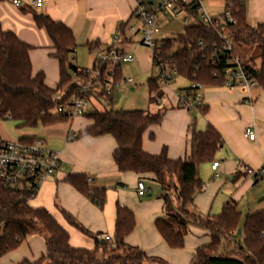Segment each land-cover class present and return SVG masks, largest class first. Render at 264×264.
Wrapping results in <instances>:
<instances>
[{
    "label": "trees",
    "instance_id": "16d2710c",
    "mask_svg": "<svg viewBox=\"0 0 264 264\" xmlns=\"http://www.w3.org/2000/svg\"><path fill=\"white\" fill-rule=\"evenodd\" d=\"M185 9L194 22L186 25L179 35L158 40L155 51L162 60L191 82L222 85L226 68L237 58L254 72L257 85L264 88V23L252 25L248 22L245 0H227L225 11L213 16L220 21L216 27L200 19L193 2ZM227 10L233 21L226 15ZM30 13L35 25L43 29L51 41L49 55L58 61L59 81L55 86L48 85L44 71H34L31 59L34 46L21 40L14 31L0 28V117L12 121L17 129L47 127L70 120L55 112L58 93L62 94V100L83 96L92 104L105 99L110 107L85 113L91 122L74 136L69 132V139L111 135L116 141L113 161L121 172H135L142 177L153 175L162 187L160 197L165 208V216L156 219L155 227L166 243L171 248H183L190 227L197 226L206 229L211 239L196 248L192 264H264V211L247 215L242 225L241 212L235 202L226 204L216 216H204L192 208L196 193L204 188L200 166L212 163L224 144L219 130L212 124L204 130L192 127L189 154L184 158H170L166 146L157 154L146 152L143 135L150 126L162 123L165 109L155 113L142 109L115 110L113 93L107 94L103 90L85 93L80 80L90 79L89 75L83 74L88 68L78 67L69 59L77 46L72 29L48 14L35 10ZM125 27V23H121L119 30L123 33ZM226 41L233 44L231 55L224 49ZM236 45L249 49L260 46L263 63L259 67L249 64L245 57L237 54ZM109 47H103L99 42L89 44L90 50L95 52L91 69L101 67L103 83L109 77V66L100 63L96 50ZM121 66L115 68L114 81L123 78ZM148 85L154 93L153 100L163 97L159 76L150 77ZM66 181L97 206H104L106 188L92 186L87 174H69ZM30 199L26 192H11L0 186V258L17 249L29 236L38 234L45 240L46 251L34 260L26 258L18 264H170L161 257L149 255L142 247L126 242L137 224L134 211L126 206L117 205L111 234L115 248L106 240L102 243L100 235L62 209L71 225L96 240L95 248L88 249L73 246L69 232L53 214L45 207L31 206Z\"/></svg>",
    "mask_w": 264,
    "mask_h": 264
},
{
    "label": "crops",
    "instance_id": "0c3cea01",
    "mask_svg": "<svg viewBox=\"0 0 264 264\" xmlns=\"http://www.w3.org/2000/svg\"><path fill=\"white\" fill-rule=\"evenodd\" d=\"M13 1L0 2V28L14 31L21 40L34 46L31 51L34 71L43 70L50 86L59 81V64L49 55L51 41L46 32L35 25L30 10L48 14L72 29L77 42L74 60L79 56L77 50L84 47L92 60L88 69L92 68L95 59V52L90 50L89 44L99 42L103 47L111 46L115 36L121 37L117 46L133 51L134 61L142 69L148 71L154 67L152 49L141 44V31L135 34L129 31L131 25L140 27L133 16L135 0H42L36 7L30 5V0H20L19 7ZM147 1L158 4L164 0ZM245 4L249 23H264V0H245ZM121 23L126 25L123 33L119 30ZM157 38L162 37L159 34ZM190 84L191 81L187 86H178V89ZM167 87L162 88L164 94L170 95L165 116L161 124L152 125L145 131L144 150L157 154L166 146L170 158H184L189 154L192 127L204 130L209 124L214 125L224 139L214 160L219 161L220 166L215 171L212 169L214 161L201 164L199 171L204 188L196 193L192 208L204 216H216L226 204L235 202L243 225L245 213L247 217L264 211V194L259 191L264 172L257 179L246 171V167L264 170V88L257 85L250 92L243 93L223 85L203 84L204 106L186 109L179 104L176 90ZM90 122L83 115L70 119L61 128V123L46 127L48 132L64 136L57 146L50 145L44 137L47 147L59 153L61 166L56 176L42 186L29 204L47 208L69 232L70 243L88 249L95 248L96 240L79 233L81 231L66 220L62 209L70 212L91 232L103 235L114 232L117 205L126 206L134 211L137 222L134 231L126 238L128 244L140 246L149 255L161 257L170 264H192L196 248L210 241V233L204 228L191 226L184 247L171 248L155 227L156 219L165 216V208L161 194L154 197L155 188L146 182H156L153 175L142 177L135 172H121L113 161L116 141L111 135L69 139V132L74 136ZM249 128L256 132L254 140L245 136ZM76 173L87 174L92 186L106 188V201L102 208L66 181L69 174ZM139 182L149 189L145 195L138 193ZM45 251L44 238L34 234L17 249L3 255L0 264H18L26 258L34 260Z\"/></svg>",
    "mask_w": 264,
    "mask_h": 264
},
{
    "label": "built area",
    "instance_id": "2783aa9c",
    "mask_svg": "<svg viewBox=\"0 0 264 264\" xmlns=\"http://www.w3.org/2000/svg\"><path fill=\"white\" fill-rule=\"evenodd\" d=\"M202 1L164 0L162 3L151 4L147 0H135L134 17L140 27L131 25L129 31L134 34L141 31V44L152 49V60L155 67L159 70L161 89L172 84L177 70L162 60L160 55L155 51L160 39L157 37L161 33L159 16L168 14L178 16L188 4L193 2L197 6L200 19L204 23L212 24L215 27L218 26L220 21L214 19L213 16L205 11ZM13 2L17 7L21 5L20 0H14ZM41 2L42 0L29 1L33 7L40 5ZM226 15L230 21H233L229 10L226 11ZM185 22L188 25V15L185 18ZM119 43H121V37L115 36L109 48H99L96 50V56L100 63H107L109 66V70L107 69L109 77L107 80H104V83L101 82V67L95 70H83V74L90 77V79L80 80L85 93L90 90H103L107 94H112L117 85L124 83L134 84L132 78H121L114 81L116 66L135 60L133 51L123 50L117 46ZM224 49L231 55L233 44L230 41H226ZM231 63L232 65L225 70V78L222 85L228 89H238L243 93L253 90L257 86L254 72L237 58ZM202 86L203 84L198 82H191L188 90H179V104L186 109L203 107L205 97L201 91ZM91 104L90 99L83 96H73L67 100H62L60 96L55 105V112L72 119L85 115ZM245 136L250 140H254L256 132L249 128L245 131ZM46 144L45 138L41 136L24 140L22 138L5 139L0 135V186L11 192H26L32 199L51 177L56 176L61 166L59 153L48 148ZM219 166V161L212 163V169L215 171ZM246 171L257 179H260L264 172V170H254L250 167H246ZM148 191L149 189L143 182L138 183V193L140 195H145ZM262 235H264V232ZM99 238L108 241L111 247H116L110 233L100 235Z\"/></svg>",
    "mask_w": 264,
    "mask_h": 264
},
{
    "label": "rangeland",
    "instance_id": "374dc122",
    "mask_svg": "<svg viewBox=\"0 0 264 264\" xmlns=\"http://www.w3.org/2000/svg\"><path fill=\"white\" fill-rule=\"evenodd\" d=\"M194 1V0H191ZM203 7L205 11L211 16H219L221 15L226 8L227 0H203ZM188 15L187 11L182 10L178 16L174 14L168 15H160L159 16V25L161 27L160 36L162 38L166 37H174L179 35L184 31L186 26L185 18ZM194 22L193 18L189 17L188 24H192ZM141 38V35H140ZM79 52V56L74 60L73 52L70 54L69 59L72 64H76L81 68H89L91 67V55L84 47H81L77 50ZM236 52L240 54L242 57H245L249 64H254L255 67H259L263 63V59L260 57L261 48L260 46H254V48H241L236 45ZM121 76L123 78H132L134 80V84L124 83L117 85L113 92L114 104L112 107L115 110H127V109H142L150 112H158L165 109V106L170 102V95L164 94L162 98L159 100H153L152 97L154 93H151L149 90L148 80L150 77L157 78L159 76V70L156 67L145 71L138 65L136 61L123 63L121 66ZM190 81L180 74H175L173 77L172 84L170 85L176 90V93L179 92L180 87L187 86ZM180 86V87H178ZM168 88V87H166ZM62 94L58 93L57 97H60ZM105 107H110L105 99H101L100 101H95V104H91L88 108L87 112L94 111L96 109L103 110ZM59 126L61 128L63 125L65 126V122L61 123ZM0 135L5 139H18L24 136H42L48 140L50 145L57 146L64 139L61 134H53L46 130V127L39 125L37 128H24L17 129L12 121L3 120L0 117ZM261 181V182H260ZM259 182V191L261 194H264V178H262ZM147 184H150L155 188L154 197L159 196L161 194L162 187L160 184L146 180ZM246 214L243 218V221L246 219ZM80 231V230H79ZM78 231V232H79ZM81 233L85 237H90L82 232ZM43 237V236H42ZM241 242L243 238L241 237ZM86 246V245H83Z\"/></svg>",
    "mask_w": 264,
    "mask_h": 264
},
{
    "label": "water",
    "instance_id": "95a60500",
    "mask_svg": "<svg viewBox=\"0 0 264 264\" xmlns=\"http://www.w3.org/2000/svg\"><path fill=\"white\" fill-rule=\"evenodd\" d=\"M239 233L240 234L242 233V229L241 228L239 229ZM102 243H104V240L102 241Z\"/></svg>",
    "mask_w": 264,
    "mask_h": 264
}]
</instances>
